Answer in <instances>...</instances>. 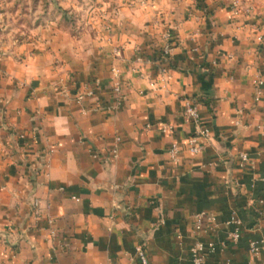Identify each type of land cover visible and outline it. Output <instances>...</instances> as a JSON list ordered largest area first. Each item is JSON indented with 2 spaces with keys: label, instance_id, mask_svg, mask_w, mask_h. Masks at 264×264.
Listing matches in <instances>:
<instances>
[{
  "label": "crops",
  "instance_id": "1",
  "mask_svg": "<svg viewBox=\"0 0 264 264\" xmlns=\"http://www.w3.org/2000/svg\"><path fill=\"white\" fill-rule=\"evenodd\" d=\"M155 2L123 9L130 20L116 19L107 46L87 52L53 23L12 35L13 4L0 0V231L9 235L0 236V264H139L126 252L141 241L149 264H192L195 241L227 239L232 206L244 220L239 244L208 252L206 264H264L248 246L264 235V7L257 20L234 15L230 0ZM85 86L95 94L80 104ZM185 100L211 132L199 154L187 148L196 126ZM241 151L255 171L240 167ZM200 211L216 215L215 231L194 232Z\"/></svg>",
  "mask_w": 264,
  "mask_h": 264
},
{
  "label": "built area",
  "instance_id": "2",
  "mask_svg": "<svg viewBox=\"0 0 264 264\" xmlns=\"http://www.w3.org/2000/svg\"><path fill=\"white\" fill-rule=\"evenodd\" d=\"M145 4V2H144ZM230 7L232 10V13L234 15H240V14H246L248 16H251L252 18H255L257 20H260V13L259 11L251 4V3H244L243 0H230ZM259 24L264 26V20H261ZM258 40L264 44V34H260L258 36ZM173 49V39H172V33L171 31H167L165 34V43L162 48V56L164 58H168ZM113 52L115 55L121 54V50L118 47L113 48ZM112 78H113V86L112 90L115 95V105L114 108L119 107L122 104L123 96L121 93V76H120V69L117 65H113L112 69ZM255 83L259 87L258 94L256 96V100L260 97V86L263 84V80L257 78ZM95 94V89L93 87L85 86L84 88H80L75 95V99L78 103L82 104L84 100L90 96H93ZM110 106L107 103H104L100 106V108H104ZM185 116L191 120L194 125L196 126V131L193 135H191L187 140V148L188 150L193 154H199L203 151L204 145L200 142L201 139H208L211 136L210 129L206 126H203L201 121V113L200 109L197 103L191 101V100H185L184 102V108H183ZM236 124H240V120L236 121ZM251 126V125H250ZM246 126V127H250ZM258 128L262 131L264 134V122L258 125ZM161 129L164 132H173L174 131V125L171 122H163L161 123ZM120 138L117 137V141H119ZM180 145L178 142L174 141L171 143V146L169 147L168 153L170 155V158L174 162H178L180 160ZM114 153H117V148L114 149ZM239 157V165L242 168H248L251 171H255L256 169V161L252 159L247 151H241L238 154ZM45 167H48V163L46 162ZM252 184L256 181V177H252ZM236 185L239 188H244L245 184L236 181ZM260 203H264V199L259 200ZM34 211L35 213H38L39 208V201L36 199L33 201ZM230 218L227 221L228 224H233L234 228L230 232H228L227 239H225L223 242L216 243L213 240L209 241H201L197 240L193 243L191 246V262L192 264H206V255L208 252H215L218 247H227V246H237L240 241L241 237V230L244 226V220L242 216L239 213V210L232 206L230 207ZM195 221H194V232L196 231H205L208 233H211L215 231L218 226V220L215 214L200 211L195 213L194 215ZM208 221L207 225L205 226L204 222ZM165 219L161 218L159 220V223H164ZM52 235L55 234V231L52 230ZM177 236L182 237L181 231H177ZM249 250L252 252L254 256H259L264 253V235H262L258 239H250L248 242ZM127 256H133L137 257L139 259V264H149V257L148 252L146 249V245L144 241H141L137 243L134 247L133 252L128 251L126 252ZM112 264V263H110Z\"/></svg>",
  "mask_w": 264,
  "mask_h": 264
},
{
  "label": "rangeland",
  "instance_id": "3",
  "mask_svg": "<svg viewBox=\"0 0 264 264\" xmlns=\"http://www.w3.org/2000/svg\"><path fill=\"white\" fill-rule=\"evenodd\" d=\"M156 0H11L9 16L12 35L22 32L20 28H37L53 23L84 40L85 51L107 46L117 19L130 20L123 9L137 6L153 7ZM145 2V4H144ZM258 11L264 0H243ZM138 9V8H137ZM100 44V45H99ZM108 52V51H105Z\"/></svg>",
  "mask_w": 264,
  "mask_h": 264
},
{
  "label": "water",
  "instance_id": "4",
  "mask_svg": "<svg viewBox=\"0 0 264 264\" xmlns=\"http://www.w3.org/2000/svg\"><path fill=\"white\" fill-rule=\"evenodd\" d=\"M0 236H5L6 238L9 239V235L5 231H0Z\"/></svg>",
  "mask_w": 264,
  "mask_h": 264
}]
</instances>
